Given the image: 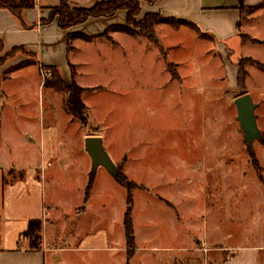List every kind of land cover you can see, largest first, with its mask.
Returning <instances> with one entry per match:
<instances>
[{
    "label": "rangeland",
    "instance_id": "1",
    "mask_svg": "<svg viewBox=\"0 0 264 264\" xmlns=\"http://www.w3.org/2000/svg\"><path fill=\"white\" fill-rule=\"evenodd\" d=\"M118 16L116 24H125ZM135 21H141L140 15ZM31 25L26 23L28 28ZM95 29L93 25L88 31ZM129 30L133 35L106 32L101 46L72 34L76 36L68 42V59L64 50L50 52L48 30L38 41L30 36L21 39V50L4 46L0 53V169L16 164L18 154L29 150L56 155L60 147L67 153L72 148L82 156L85 139L99 137L110 160L136 185L131 190L135 227L139 230L143 220L151 222L146 232L155 245H174L173 229L181 233L184 247L197 248L202 256L203 249L216 244H264V185L258 178L259 168L264 180V145L257 140L248 151L234 106L235 99L248 94L256 104L257 126L264 135V71L249 63L264 64V3L258 11L242 16L239 34L248 40L239 34L213 40L193 26L160 23L154 28V43L139 37L136 27ZM240 60H244V83L239 88ZM39 65L56 68L65 84L74 79L87 90L81 95L87 107L86 126L77 119L66 125L71 118L65 109L66 95L42 86L45 75L40 68L38 72ZM86 159L92 174L88 154ZM98 169L95 181H101L102 170L113 182L111 189L103 188L101 202L113 200L111 216L116 221L123 213L127 190ZM54 171L46 179L36 174L34 180L33 172L6 169L4 186L0 173V201L3 197L5 206L0 222L7 215L6 207L17 210L18 217V206H14L18 205V182H46L33 193L48 198L53 183L67 180ZM149 202L157 210L152 209L146 219ZM28 207L34 209L33 203ZM159 207L175 215L174 225L160 217ZM115 228L119 231L117 224Z\"/></svg>",
    "mask_w": 264,
    "mask_h": 264
},
{
    "label": "crops",
    "instance_id": "2",
    "mask_svg": "<svg viewBox=\"0 0 264 264\" xmlns=\"http://www.w3.org/2000/svg\"><path fill=\"white\" fill-rule=\"evenodd\" d=\"M35 1L36 7L24 10L21 20L9 11L0 9V39L4 46L21 47V39L28 36L38 41L44 31L48 30L53 44L50 52L55 53L56 48L60 51L64 50L63 53L68 59L69 35L97 36L108 27L117 25L115 19L118 15L122 16H118L117 19L125 23L126 13L118 11L112 17L91 18L67 30H61L56 19L50 24L41 26L39 20L47 18L48 9L58 5L59 0ZM101 1L107 0H70L69 5L75 8H90ZM263 3L264 0H242L244 8H255L256 11L261 9ZM239 5L240 0H155L151 5L141 1L140 8L142 15L159 14L163 18L184 20L200 31L204 30L213 40L225 41L230 37H238L237 24L240 20L242 21ZM1 23L6 24V28ZM26 23L33 25L28 28ZM93 25L97 29L88 31ZM31 28L35 29L28 30ZM102 39L99 37L87 40L85 43L95 41L101 46ZM70 119L67 120L66 125L73 123L74 118ZM20 138L21 135L17 140ZM58 150L61 152L56 155L32 150L27 153L21 152L18 154L16 164L9 163L0 169L2 186H4L3 173L11 168L18 174L33 172L34 180H37L36 174L40 176L44 174L46 179L49 174H52L54 168V173L60 171V175L67 179L53 183L54 191L48 198L43 194L42 198H39L35 194L38 187L41 189L45 187L46 182L35 183L34 180L18 182V196L15 197V199L18 197V205H14L18 206V217L15 215L17 210L6 207L7 215L0 222V264H126V242L122 225L125 207L121 217L112 221L113 200L109 199L105 204L101 202L103 188L111 189L112 180L106 178L100 170L101 181H95V175L99 169L94 175L88 174L87 154L84 150L83 152L80 150L83 153L82 156L72 148L68 153L61 147ZM38 166L41 169L36 171ZM49 169L52 170L49 171ZM26 196L30 198L26 199ZM166 201L171 205V202ZM29 202L33 203L34 209L28 207ZM147 205L145 212L148 213L144 218L149 219L150 211L152 209L156 211L157 208L151 202ZM172 206L175 205L172 204ZM4 209L2 197L0 213ZM158 210L160 217L171 219L174 225L173 213V216L170 215L162 207ZM32 221L39 223V240L35 248L30 246L29 240L24 236V232ZM116 224L119 231L115 228ZM151 224L143 220L141 224H138L139 230H136L133 218L137 248L130 259V264H264L263 243L253 247H222L216 244L212 249H203L205 254L202 256L199 249L184 247L181 233L177 232V229H173L171 236L174 245H155L154 240L151 241L146 232ZM212 251L214 256L210 258L208 253Z\"/></svg>",
    "mask_w": 264,
    "mask_h": 264
},
{
    "label": "trees",
    "instance_id": "3",
    "mask_svg": "<svg viewBox=\"0 0 264 264\" xmlns=\"http://www.w3.org/2000/svg\"><path fill=\"white\" fill-rule=\"evenodd\" d=\"M141 1H145L148 4H153L155 0H107L101 1L94 4L90 8H75L70 7L69 2L70 0H59L58 5L49 8V15L45 19L39 20V25H47L53 22L55 19L58 22V26L61 30H67L74 26L80 25L91 18H108L112 17L118 11H124L126 13L125 17V24L123 25H114L108 27L104 32L97 36L81 37L85 40L96 39L99 37H104L105 33L108 31L112 32H119L126 34L128 36L133 35L129 29L130 27H136L139 32L138 35L142 39L148 42L155 43V31L154 28L160 24H182V25H189L195 27L193 24L186 22L184 20H178L174 18H163L159 14H141L140 3ZM36 7L35 0H0V9L9 11L14 17L21 20V14L24 10L34 9ZM240 14L243 16L248 11H253L255 8L246 9L242 5V0H240L239 5ZM140 15L141 21L136 22V18ZM241 20L238 22L237 27L240 28ZM197 29V28H196ZM78 35V34H77ZM76 36V35H75ZM75 36L69 35L68 42L74 38ZM242 40H248L246 36L240 35ZM4 45L2 40L0 39V53L3 51ZM14 49H22V47H14ZM69 49V48H68ZM243 61H239L237 63L238 72L236 76V85L237 87H242L244 83V73L242 70ZM246 62V61H245ZM249 63L254 65L255 67L264 71V64L258 61L249 60ZM71 67V66H70ZM41 72L45 75V79L42 83L43 87L49 86L53 88L56 92L65 94V109L67 114H69L72 118L77 119L82 125L86 126L87 123V107L84 105L81 99V95L87 91L86 89L80 88L77 86L74 79L72 82L67 85L61 78L60 73L54 67L50 66H39ZM71 67V74L72 78L75 76V71L72 70ZM50 77H46L47 75ZM174 76H172V79ZM262 135V134H261ZM262 145H264V135L259 140ZM248 147V146H247ZM248 151L250 148L248 147ZM249 156L253 158V154L249 153ZM256 163L255 160H253ZM256 165V164H255ZM117 167V166H116ZM117 176L115 181L126 188V196H125V210L123 213V230L126 242V254H127V262L126 264H130V259L134 256L136 251V240L134 235V227H133V217H132V210H133V196L131 190L136 187L133 182L127 180L125 176H123L120 172V169L117 167ZM92 176L90 175V181ZM258 178L260 181L263 182L264 180L261 175V170L259 171L258 168ZM39 223L36 221H32L29 223L28 229L24 232V236L29 240L30 246L35 248L37 246V241L39 240Z\"/></svg>",
    "mask_w": 264,
    "mask_h": 264
},
{
    "label": "water",
    "instance_id": "4",
    "mask_svg": "<svg viewBox=\"0 0 264 264\" xmlns=\"http://www.w3.org/2000/svg\"><path fill=\"white\" fill-rule=\"evenodd\" d=\"M234 106L236 109V121L243 133L247 146L251 148L255 141L262 138L256 122V104L253 103L248 94H245L234 100ZM84 149L91 161L92 174L101 167L110 174L112 178H116L118 172L117 167L104 151L99 137L86 138Z\"/></svg>",
    "mask_w": 264,
    "mask_h": 264
},
{
    "label": "built area",
    "instance_id": "5",
    "mask_svg": "<svg viewBox=\"0 0 264 264\" xmlns=\"http://www.w3.org/2000/svg\"><path fill=\"white\" fill-rule=\"evenodd\" d=\"M45 78V77H44Z\"/></svg>",
    "mask_w": 264,
    "mask_h": 264
}]
</instances>
